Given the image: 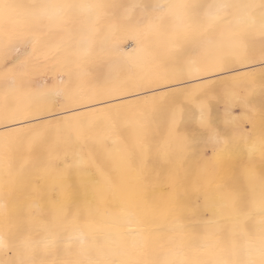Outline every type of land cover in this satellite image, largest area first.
<instances>
[{
  "label": "bare ground",
  "instance_id": "bare-ground-1",
  "mask_svg": "<svg viewBox=\"0 0 264 264\" xmlns=\"http://www.w3.org/2000/svg\"><path fill=\"white\" fill-rule=\"evenodd\" d=\"M263 60L264 0H0V264H264V90H175Z\"/></svg>",
  "mask_w": 264,
  "mask_h": 264
},
{
  "label": "rangeland",
  "instance_id": "rangeland-1",
  "mask_svg": "<svg viewBox=\"0 0 264 264\" xmlns=\"http://www.w3.org/2000/svg\"><path fill=\"white\" fill-rule=\"evenodd\" d=\"M252 66L253 65H248V66H244V67H238L236 69H233L231 71H227L226 73H223V74H220V75H213V74H211V75H203L202 78H204V80H199L198 79L199 77H195V78H193V80L194 81L195 80H199V81H195L192 84H184V85H182L180 87L175 88V90L176 89H183V88L192 87V85L194 86V85H197V84L218 83L220 81L228 80V79H235L237 81H241L242 84H241L240 88L243 91H249V90L251 91L252 89L264 90V87H259L258 85H253L254 83H252L249 80L246 81L247 79H245L246 78L245 76L250 74V73L264 71V60L260 61L256 67H252ZM215 95H221V94L218 93V94H215ZM238 99H239V101L237 100V104H234V106L231 103H227V102L226 103L229 104L230 106L227 105V104L223 105L221 103H217V105L211 110V113H212L213 117L216 120H218L221 116L226 117L228 115H234V116H237V117H242L246 112H249V111L246 110L245 107L242 108L241 105H240V104H243V106H245L244 105L245 104V100L243 99V97L238 98ZM109 100H112V99H109ZM241 100H242V103H241ZM245 110H246V112H245ZM60 112H63V111H60ZM56 113L59 114V111L43 115L42 117L43 118H46V117L53 118L52 116H55ZM252 114H253V112H252ZM40 117H36V118H40ZM197 121L200 122V123L205 122V125H207V121L206 120L197 119ZM12 124H14V122L13 123H8L6 125L5 124L1 125L0 128H2V127L4 128V127H7V126L12 125ZM244 125L245 124L241 125V128H242L243 132H245V134L249 138H251L250 136H252V134L250 133L251 132V128H249L250 126L247 125V123H246L245 126ZM232 126H233V124H232L231 120L226 119V118H224L223 120L218 122V125H217V127L219 129H222V131L224 133H227V134L231 133ZM243 126L245 127L246 130H244ZM214 129H215V126L211 127V132L208 133L203 139L204 146H203L202 154H203L204 158H206V159H211L213 157V154H214L213 141H214V136L216 135V130H214ZM248 132H249V134H247Z\"/></svg>",
  "mask_w": 264,
  "mask_h": 264
}]
</instances>
